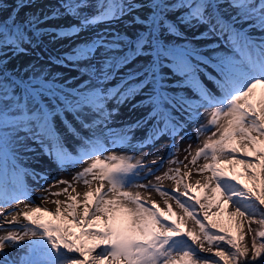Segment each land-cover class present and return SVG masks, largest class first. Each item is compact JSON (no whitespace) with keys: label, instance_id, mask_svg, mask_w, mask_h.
<instances>
[{"label":"snow or ice","instance_id":"snow-or-ice-1","mask_svg":"<svg viewBox=\"0 0 264 264\" xmlns=\"http://www.w3.org/2000/svg\"><path fill=\"white\" fill-rule=\"evenodd\" d=\"M34 2L19 0L10 12L0 8L9 21L0 25V51L7 46L17 54L27 51L26 33H35L43 20L35 14L16 18ZM57 7L74 22L50 35H90L49 60L71 65L85 82L77 86L43 72L10 80L0 67V206L31 199L17 177L20 153L34 151L35 143L58 164L74 159L62 133L78 137L83 129L107 126L116 111L109 108L113 100L123 105L141 97L132 107L145 108V115L128 127L155 122L156 132L150 129L144 144L180 126L176 115L193 105L178 95L181 89L199 93L197 107L211 109L197 137L215 130L194 152L189 145L184 160L171 158L178 150L173 139L165 151L169 165L178 166L163 171L161 156L146 163L147 153L117 154L99 139L84 140L76 159L90 161L87 166L71 181L53 177L56 186L66 187L44 189L41 204L0 213V230L6 229L0 264H264V0H61ZM254 30L262 34L258 40ZM212 40L227 43L233 55H206L201 44L211 47ZM209 63L219 75L210 77L218 95L199 78L201 65ZM131 139L120 142L130 146ZM149 176L155 182L139 183ZM165 181L171 186L165 188ZM61 195L65 199L49 200ZM224 215L235 231L224 224Z\"/></svg>","mask_w":264,"mask_h":264},{"label":"bare ground","instance_id":"bare-ground-1","mask_svg":"<svg viewBox=\"0 0 264 264\" xmlns=\"http://www.w3.org/2000/svg\"><path fill=\"white\" fill-rule=\"evenodd\" d=\"M44 5L43 2H39L35 4L36 9L41 8ZM74 22V18H72L71 16H67L66 18H59V17H51L48 18V20H46L43 25L44 27H46L47 29V39L45 41V44H47V46L49 47H53V46H58L60 44H62L63 42H65L66 40H69L71 38H54L52 35H50L53 32H58L59 29H63L66 28L70 23ZM101 27H103L101 25ZM88 32L86 33H81L79 36H77L78 38H74L72 39L73 44H77L79 43L82 39H84L86 36H88ZM262 34L259 32H256L255 30L253 31V37L255 39H259L260 36ZM212 48L217 49V51H211ZM210 48L208 51H204L208 54H210L213 57L216 56H223V55H233V51L230 50V46L226 45V44H220L217 46H214ZM67 49V48H64ZM32 53L28 52L26 55H19L16 57L11 58V54H7L5 56H3L2 61L7 60V62L5 63L8 66H15L18 70L17 73L21 74V75H32V73H26L23 72L20 67L22 66V64L29 62L31 58H29L28 55H31ZM239 57V53H236L234 58H238ZM46 62H44V64H42L43 66V70L42 71H38L39 72H43L45 74L47 73H51L54 72L55 74H58L64 78H67V80L72 81L71 83H76L77 86H81L84 84L85 82V78H80L79 74L77 72H74L72 68H61V67H57L51 63H49V61H47V59H44ZM201 68L203 69V71L199 74V78H201V82H207L210 83L212 88L215 87L216 89L218 88L216 86L215 80L210 79V77H216L217 79L219 78L218 72L217 70L213 67L212 63H209V65L204 66L201 65ZM126 71L123 70V72ZM123 72L120 74L122 75ZM117 79H119V77H117ZM112 87L116 86V81H114V83H112L111 85ZM219 94V91L217 92ZM214 94V95H218V94ZM178 95L181 96H185L188 99L192 100L193 102H196L197 105L200 103V97H199V93L195 92L194 90L188 88L187 91L181 89L178 91ZM260 97V90L257 89V93H256V98L259 99ZM136 103V104H140L141 103V97L139 95L136 96V98L130 102V103H126L123 105H117V102L115 100H113L110 105L109 108L111 109L113 106L116 107V111L113 113V116L111 118L110 121H108L107 126H101L99 128H95L93 129H83L82 131H80L79 136L75 137L71 134H67V133H62V140L66 141L68 144L75 146V148L77 149L78 152L82 151L84 148V144L83 141L79 139V137H82L83 139H92V140H96L99 139L101 144L104 147H107L109 150L111 151H116L117 154H130L133 155L137 158L145 155L146 153L148 154V152L150 151L151 148H153V146L151 144H147L145 145L143 143V138L147 136V133L149 131V128L151 129V126L153 124L154 121H149V123L146 125L148 127V129H145V125H142L141 127L138 128H129L128 125L131 122L136 121L137 119H139L140 117L145 115L146 109L143 107H136L133 108L132 104ZM198 108V107H196ZM199 110L202 112H206V114L208 112L211 111L210 108H203V107H199ZM196 115V114H195ZM195 115L192 109H190L189 107L184 108V110L182 112H180L178 115H176V119L179 121L180 124V129L184 130L186 129L188 126H190L191 124L193 125V121L195 119ZM182 117V118H181ZM190 117L192 118L190 120ZM162 127V125H161ZM178 127V128H179ZM146 130V131H145ZM152 132H156L155 126L152 130ZM103 133V134H102ZM149 135V134H148ZM127 136L129 138H134L131 139L130 141V146H129V141L125 140L123 141V143H121V138ZM66 137V139L64 138ZM113 142H116V146L113 147ZM112 146V147H111ZM109 154V153H106ZM152 159V158H151ZM90 161L85 160L84 165H87V163H89ZM25 164H27L30 167V170L27 172V176H28V190L29 192L32 194H34L35 196L38 195V200L36 204H41V197L42 195H47V193H45L42 189V187H46V188H50V189H55L56 188V184L52 183V181H47V177L60 171L61 168L59 167V165L57 164V161L53 158L48 156L47 154H45L44 152H36V153H32L30 155V157H27ZM70 174L69 175H74L77 171L82 170L81 167H78V165L76 166H72L70 168ZM239 170V169H238ZM39 172H43L46 173V176H43L42 174H40ZM63 172V171H61ZM64 175V174H63ZM170 181H165L164 182V187L168 188L171 186ZM61 186V185H59ZM74 187L77 188V191H82L83 190V186L81 184L79 185H75ZM41 188V189H39ZM71 190V189H69ZM134 190H138L140 191L142 194L145 193L146 191H144L143 189H134ZM42 193V194H40ZM200 193L197 192V195H199ZM154 199L159 200L160 198L158 197V195L154 192L152 194ZM55 199H65L64 195H61L59 197L57 196H49V200H55ZM13 207H23V202L18 203L17 205L15 203H11L8 204L6 206H2L0 208V213H7L9 212V209L13 208ZM47 207L49 208H54L55 205L48 203ZM175 208V205H174ZM7 210V212H5ZM44 218L45 219H52L51 216H48L46 213L44 214ZM173 219H175V217H172ZM2 219V218H0ZM223 222L226 226H229L232 228L233 231H235V226L234 223H232L231 221H229V218L227 217V215H224L222 217ZM102 226V224L100 225ZM253 227H256L255 224H253ZM6 230V229H5ZM5 230H0V235L4 234ZM248 239V237H247Z\"/></svg>","mask_w":264,"mask_h":264},{"label":"rangeland","instance_id":"rangeland-1","mask_svg":"<svg viewBox=\"0 0 264 264\" xmlns=\"http://www.w3.org/2000/svg\"><path fill=\"white\" fill-rule=\"evenodd\" d=\"M18 2H19V0H6V2L4 4L0 5V8L8 9L9 12H10V11H12L15 8V5ZM25 2H27V0H25ZM39 2H43L44 5L41 8L36 9L35 4L39 3ZM60 2H61V0H35V2L32 3L31 7L20 9L19 16H17V18H16L17 22L23 21L26 16H32V15L35 14V15H39L41 17V19L43 20V23H44L46 20H48V18L54 17V16L51 15V13L53 11H60L61 12V16H59V18H66L68 15H66L63 12L62 9H59L57 7V5ZM45 14H49L47 19H44ZM7 15H8V12H0V20H2V21L6 20L5 17ZM43 23L41 24V26L39 27V29L35 33H32L31 31L28 32L29 35H31V34H35V35H31V42L26 40L25 43L23 44V46H24L25 49H27V51H31L33 54L32 55H28L29 58H31L30 61L22 64L20 69L23 72H26V73L42 71L43 70L42 69L43 68L42 64H44V62H46L44 59H47V61H49V63H51V64H53V65H55L57 67H61V68L69 67V68H72L74 72H77L71 65H67V66L58 65L55 62H50L49 58L50 57H57V56H60V55H63V54H67L70 51V49L73 46L76 45V44H73L72 39H74V38L77 39L78 37L74 36L71 39L66 40L65 42H63L62 44H60L58 46L49 47V46H47V44H45V41L48 40L46 38L48 31L44 27ZM113 27H120V25H113ZM187 34H188V37L191 38L192 33L188 32ZM36 35L37 36L40 35L41 40H39ZM88 35H90V33ZM220 43H221L220 40H212L211 41V47L205 45L204 43L201 44V47H202L203 51L207 50V49L209 50V48H212L214 46L220 45ZM64 48H67V49H64ZM26 52H20L19 54H17V52L15 50H13L11 48V46H7V47H5V49L3 51H0V57H3V56H5V55H7L9 53V54H11V58H13V57H16V56H19V55H26L27 54ZM6 62H7V60L0 62V67L4 68L3 76H7L8 79H10V80L11 79L20 80V79H27V78H30L32 76V75H21V74H18L17 73L18 69L15 66H12V65L11 66L6 65L5 64ZM66 64H67V62H66ZM137 65H138V63H137ZM122 72H123V70H121L120 74ZM51 73L55 74L54 72H51ZM3 76H0V79H2ZM79 76H80V78H82L80 74H79ZM68 81L70 83L72 82L70 80H68ZM13 91L16 92V95L23 97V93H22L23 91L22 92L17 91L15 87L13 88ZM21 103H23V99H21ZM192 109H194V108H192ZM195 114L196 115H195V119L193 121V123H194L193 125L191 124L190 126H188L184 130H179L178 129V134H177V137L175 138V141H176V145L175 146H176V148L178 150L175 152V156L171 157V158H174V159H177V160H184V157L186 155H188V152L185 151V149H187L189 145H191V151L194 152V150L202 142V140L205 139L208 135H210L211 131L215 130L214 128H212L209 131H205L202 135L197 137V135H196L197 129L199 128V126L201 124H207L208 117H207L206 112H202L200 110H196ZM165 135H166V133L162 136L161 139L159 138V140H157L153 144L155 146V148H154L155 150L151 153V155H152L151 157H154V158H156L157 156H161L159 154H162V156L165 157V158H163L164 159V164L161 167V171L167 170L168 167H176V166H178V165H169V163H168V160H169L170 157L166 154L165 149H166V146L170 148L173 145V144L169 145V142L173 143V139L172 140L168 139L167 137H165ZM181 137H183V139H181ZM31 147L34 149V151H27V152L20 153V156H21L20 159H22V161H25V159H27V157H30V155L32 153H36V152H41L42 151L38 147V145L35 144V143H31ZM147 157H149V156H147ZM188 158L190 159L191 157L189 156ZM78 161L80 162V160H78ZM77 162L74 161L73 163H77ZM186 162L187 161H185V163ZM73 163H71V161H70L69 163L63 164L62 165V170H60V171L48 176L47 177V181H49V182L52 181V183L56 184V180H54L53 177H55L56 179H65V180L71 181L72 175H69L70 174L69 170L68 171H66V170ZM199 163H203V160L201 159L199 161ZM66 164H68V166ZM86 166L87 165H82V168L86 167ZM61 171H63V172H61ZM161 171H157L156 174L157 175L161 174ZM149 180H152L153 182H155L154 181V176H149V177H147V179L139 181V183H147ZM79 184H81L83 186L82 183L73 182V186L79 185ZM61 187H66V185H61V186L58 185V186H56V188L54 190L51 189V191L52 192L59 191V189ZM39 189H41V188H39ZM44 189H46V187H44V188L42 187L41 190H44ZM143 190L144 191H148V190H145V189H143ZM40 194H42V193H40ZM30 198H31L30 200H24V198H21V201H23V203H29V202H32V201L37 203L36 200H38V195L35 196L32 193L30 195ZM16 203L18 204V202H16ZM73 230L76 231V232L79 231V229L75 228V227H73ZM250 239L251 238L249 236L248 237L249 242H250ZM201 255H210V254L202 253Z\"/></svg>","mask_w":264,"mask_h":264}]
</instances>
